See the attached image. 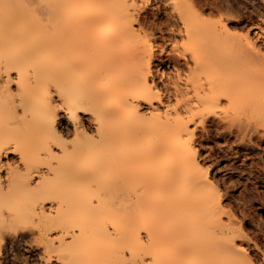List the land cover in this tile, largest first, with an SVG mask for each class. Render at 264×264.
<instances>
[{
    "label": "bare ground",
    "instance_id": "6f19581e",
    "mask_svg": "<svg viewBox=\"0 0 264 264\" xmlns=\"http://www.w3.org/2000/svg\"><path fill=\"white\" fill-rule=\"evenodd\" d=\"M230 6L0 0V260L254 264L198 162L264 143V28Z\"/></svg>",
    "mask_w": 264,
    "mask_h": 264
},
{
    "label": "rangeland",
    "instance_id": "374dc122",
    "mask_svg": "<svg viewBox=\"0 0 264 264\" xmlns=\"http://www.w3.org/2000/svg\"><path fill=\"white\" fill-rule=\"evenodd\" d=\"M225 2L231 5L230 8L234 9L240 20L242 19L240 28H243L241 27L243 24L246 27L259 24L264 28V0ZM211 135L202 139L201 144L204 147L197 146L198 150L201 147L199 152L202 157H199L198 162L208 169L210 182L220 190L223 212L234 219L233 226L236 230L239 229L242 237L244 235V238L257 248L258 252L248 251L253 263L261 264V260L264 259V143L259 144L260 141L259 139L257 141L256 137L246 139L245 144L244 138L234 135L223 138ZM256 142L258 144L255 147ZM251 143H254L252 145L255 149ZM248 145H251L250 150ZM228 215L224 216V221ZM226 222L230 223L228 220ZM23 246L15 245L10 248L4 255L6 258L0 260V264H43L37 254Z\"/></svg>",
    "mask_w": 264,
    "mask_h": 264
}]
</instances>
